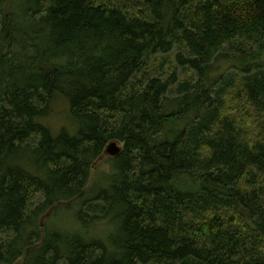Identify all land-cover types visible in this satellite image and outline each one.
<instances>
[{"label":"trees","instance_id":"16d2710c","mask_svg":"<svg viewBox=\"0 0 264 264\" xmlns=\"http://www.w3.org/2000/svg\"><path fill=\"white\" fill-rule=\"evenodd\" d=\"M0 264H264V0H0Z\"/></svg>","mask_w":264,"mask_h":264},{"label":"rangeland","instance_id":"374dc122","mask_svg":"<svg viewBox=\"0 0 264 264\" xmlns=\"http://www.w3.org/2000/svg\"><path fill=\"white\" fill-rule=\"evenodd\" d=\"M222 66H223V69H226L229 66V63H223ZM175 73H177L178 76L183 75L184 77V74L182 73V68H177ZM171 96L172 94H169V97ZM57 104L58 102L56 103V105ZM66 112H67V106L62 103H59V105L54 107L53 114L51 118L48 119L47 125L55 129H59L62 126L66 125V127H68L71 130V132L74 133L75 132L74 130H77V124L75 123V120H73L72 116ZM117 145L121 150H123L122 143L117 142ZM114 158L115 157H112L111 155L104 152L103 155L99 157L98 160L95 161L93 165L91 178L89 181V186L94 184L95 182H98L100 179H103L105 175H108L109 167H110L109 161ZM53 214L54 212H50L48 214V217L46 216L44 218V222L47 221V218L49 219V217H52ZM54 218H56L55 222L58 224V226L60 225L59 227L66 228V230L73 229V228H75L76 230L80 229L79 225L77 224L74 225L73 215H68L67 213L61 214V212H59L57 215H55ZM109 229H110V225H106L105 229L102 230V232L104 231L107 232ZM100 230H101L100 227H97L93 229L92 232L95 233L96 231H100Z\"/></svg>","mask_w":264,"mask_h":264},{"label":"water","instance_id":"95a60500","mask_svg":"<svg viewBox=\"0 0 264 264\" xmlns=\"http://www.w3.org/2000/svg\"><path fill=\"white\" fill-rule=\"evenodd\" d=\"M105 152L112 157H117L121 154L122 150L118 147L117 142H112L108 145Z\"/></svg>","mask_w":264,"mask_h":264}]
</instances>
